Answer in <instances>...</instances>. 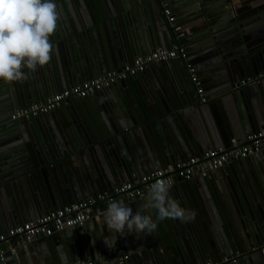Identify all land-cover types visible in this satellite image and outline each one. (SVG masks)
<instances>
[{
	"label": "water",
	"instance_id": "1",
	"mask_svg": "<svg viewBox=\"0 0 264 264\" xmlns=\"http://www.w3.org/2000/svg\"><path fill=\"white\" fill-rule=\"evenodd\" d=\"M168 1L174 22L168 21L158 0H134L130 7L123 0H56L65 16L50 37L49 63L23 83L0 82V234L138 176L176 170L209 149L248 144L250 136L264 129V0ZM130 18L134 26L150 28L149 40L132 38ZM121 36H130L124 48ZM173 45L182 48L179 57L149 65L161 64L158 84L148 81L146 69L137 78L94 93L99 111L93 120L103 119L100 131L92 124V111L84 130L77 118L60 119L64 128L57 122L60 108L70 102L89 112L91 95L49 113L11 119L20 108L68 86L121 71L133 58ZM246 50L252 56L233 58L235 51ZM189 63L206 83L205 101L191 80ZM222 72L226 83L216 90L218 95L208 96ZM244 160L199 180H179L170 194L194 210V219H165L151 235L129 234L127 229L114 234L103 212L95 210L86 225L31 241L12 237L0 242V248L7 255L15 254L12 249L18 251L19 244L34 246L45 262L54 264L98 261L101 256L118 264L127 253L123 264H205L204 258L215 262L238 253L236 264H264V255L251 251L264 244V151ZM146 198L129 204L133 212ZM199 224L207 225L210 240Z\"/></svg>",
	"mask_w": 264,
	"mask_h": 264
},
{
	"label": "built area",
	"instance_id": "2",
	"mask_svg": "<svg viewBox=\"0 0 264 264\" xmlns=\"http://www.w3.org/2000/svg\"><path fill=\"white\" fill-rule=\"evenodd\" d=\"M163 8V13L169 22L175 21V16L168 0H158ZM182 48L175 45L172 49L159 48L155 51L138 57L133 63L127 65L121 71L110 70L102 76L86 80L83 83L63 89L43 100L36 101L27 107L20 108L12 114L13 120H21L30 118L40 114L49 113L71 99L85 98L89 95L106 88L111 87L115 83L143 73L152 63H161L172 58L179 57ZM191 73V80L196 85L197 93L201 96L202 101L204 88L200 78L195 73V67L189 63L187 65ZM249 143L244 145L235 144L234 147L214 148L207 150L202 156L190 157L187 161L178 165L177 169L162 168L137 177L132 181L124 182L115 186L111 191L104 194H98L67 205L65 207L54 209L53 211L41 215L36 219L29 220L15 226L10 227L7 231L0 234V242L9 240L12 237L31 241L37 235H52L65 228L82 226L90 218L93 211L98 213L104 212L109 203L133 201L141 199L148 195L151 184L157 179H170L171 186L175 185L179 180H191L196 176L207 175L229 163L240 161L249 155L261 153L264 151V129L249 137ZM252 252H258L264 255V244L255 247ZM241 253L229 258H222L218 261L209 260L205 264H236L240 259ZM6 259V252L0 248V261ZM129 259L126 254L118 260V264H123ZM49 264V263H43ZM77 264H108L106 261L99 262L93 259L83 260Z\"/></svg>",
	"mask_w": 264,
	"mask_h": 264
},
{
	"label": "clouds",
	"instance_id": "3",
	"mask_svg": "<svg viewBox=\"0 0 264 264\" xmlns=\"http://www.w3.org/2000/svg\"><path fill=\"white\" fill-rule=\"evenodd\" d=\"M58 19L56 0H0V82L23 83L49 63L53 54L50 37ZM170 188V179L155 180L145 203L135 212L123 203H109L103 212L107 228L114 234L127 229L129 234L143 231L151 235L165 219L182 223L194 219V210L181 206Z\"/></svg>",
	"mask_w": 264,
	"mask_h": 264
},
{
	"label": "crops",
	"instance_id": "4",
	"mask_svg": "<svg viewBox=\"0 0 264 264\" xmlns=\"http://www.w3.org/2000/svg\"><path fill=\"white\" fill-rule=\"evenodd\" d=\"M124 1V4L125 5H128L129 7H130V5H132L131 3H133L134 2V0H123ZM154 2H155V0H153ZM180 0H176V2H179ZM240 3V2H239ZM56 5H57V11H58V13H59V19L61 20L64 16H65V14H61V13H63L62 12V9H60V7H58V3L56 2ZM188 9V8H187ZM173 13H174V11H173ZM62 16V17H61ZM58 19V20H59ZM175 20H176V17H175ZM68 21V20H67ZM131 21H132V18H130V25H129V28H130V30L129 31H131V33H133V39H140V40H144V38L146 37L147 38V40H149V32H148V30L150 29L148 26L147 27H145V26H140V25H137V26H134V24L132 23L131 24ZM69 25H70V23L69 22H67ZM194 27H196V26H194ZM63 28H65V25H64V23H63ZM154 27H152L151 28V30L153 29ZM154 29H156V28H154ZM65 30V29H64ZM150 31V30H149ZM129 35V34H128ZM136 37H135V36ZM125 39H127V40H129L130 39V36H127ZM125 39L124 38H122V36H121V38H120V44H121V46H122V48H124V44H125ZM150 43V42H149ZM175 45H173V47H174ZM160 48H162V47H160ZM157 49H159V48H157ZM244 55H246L247 57H250V56H252V54H249L248 53V50H246V51H235L234 52V54H233V58L235 59V60H238V59H241ZM254 55V54H253ZM144 56V55H143ZM138 58V57H137ZM137 58H133V60H132V62L131 63H133ZM59 60H60V63L62 62V60H63V56H62V54H59V58H58ZM57 61V59H55V62ZM131 63H126V65H129V64H131ZM220 62L218 61L217 62V64H219ZM194 66H195V68H196V65L195 64H193ZM160 66H161V64H157L154 68H147L148 70H147V72H145L144 73V76H146L147 77V79H148V81H153V82H155V83H159V80L161 79H163V73H161V71H159V68H160ZM196 70H197V68H196ZM198 71V70H197ZM140 74V73H139ZM197 74V73H196ZM138 75V74H137ZM137 75H135V76H137ZM197 76L200 78V80L202 81V83H203V87H205L206 86V83H204V80H202V77L199 75V74H197ZM134 77V76H133ZM225 76H224V74H223V72L222 73H220V76L217 78V80H215L214 82H215V84L214 85H211V87L209 88V91H210V93H209V91L207 90V91H205V92H207V94H208V96H213V95H218V93H217V91H218V88L219 87H222L225 83H226V81H225V78H224ZM134 78H137V77H134ZM68 87H70V86H68ZM113 88H114V86H113ZM206 88V87H205ZM111 90H113V91H111V95H109L110 96V98H114V94H115V90L114 89H111ZM205 90V89H204ZM217 90V91H216ZM106 96V97H105ZM102 98H107V94H105L104 95V97H102ZM215 99V98H214ZM88 100V103L90 104L89 105V112H88V110L85 108V107H82V108H80V106H79V102H77V103H72V104H70V103H68V104H64V106L62 107V108H60V111H59V113H58V115H56V117L57 118H59V119H57V122H60L59 123V125L62 127V128H64L65 126L63 125V122L61 121V120H63L64 121V119L65 118H67L68 116L71 118V119H73L72 121L73 122H75L74 121V118H77V120H78V122H77V124H78V126H80V128L81 129H83L84 130V127H82L83 125L85 126L87 123H86V120L87 119H91V111H92V124H93V126L94 127H96L97 128V130L98 131H100V128H101V126H100V124H101V122H102V120H100V117H99V120H97V121H95V120H93V113H94V111H99V109H98V107H99V103H98V100H97V98L95 97V94L93 93V94H91V99L89 100V99H87ZM86 106H88L87 104H85ZM85 105H83V106H85ZM78 115V116H77ZM101 115V114H100ZM55 116V115H54ZM61 119V120H60ZM195 124V123H194ZM73 126H75V128H77L76 127V125L75 124H73ZM68 129V128H67ZM70 131V130H69ZM81 130H79V132H80ZM137 131V130H136ZM137 133L139 134V131H137ZM140 136H142L141 135V133H140ZM236 142L234 141L233 142V144H235ZM83 151H86L85 150V148H81ZM81 156V155H80ZM241 160H244V159H241ZM245 161H246V159L243 161L244 163H245ZM79 162H83V158H80V161ZM237 162L238 161H236V162H233V164H237ZM81 165L82 166H84V164L83 163H81ZM138 177H140V176H138ZM204 176H196V177H194L193 178V181L194 180H199V179H202ZM172 187V186H171ZM147 196V195H146ZM145 197V196H144ZM143 197V198H144ZM143 198H141L140 200H138V201H143ZM135 201H137V200H133V201H130L129 200V202L125 199L124 200V202H123V204H125V205H127V206H129V204H134L135 203ZM18 224H20V223H18ZM17 225V224H16ZM84 225H86V223L84 224ZM12 226H15V225H12ZM93 226V225H92ZM95 226V225H94ZM199 227L201 228V232H203V235L205 236V239L207 240V238H209V240H210V234H209V230H208V228H207V225H205V226H203L202 224H199ZM206 232H207V234H206ZM16 247L15 248H13L12 249V253H15V254H11L10 252H8L7 251V255H6V261L5 262H0V264H43V263H49V264H54V262L52 263V262H45V258H43V257H41V253H42V251H37L36 250V248L33 246V247H28V246H25L24 244L22 245V244H19V248H18V251H16ZM128 254V253H127ZM108 256H101L100 258H99V262H104V261H106L107 263H108ZM207 260L209 261V260H211V259H207V258H204L203 259V262L204 263H206L207 262ZM77 263H79V262H76V263H73V264H77ZM109 264V263H108Z\"/></svg>",
	"mask_w": 264,
	"mask_h": 264
},
{
	"label": "flooded vegetation",
	"instance_id": "5",
	"mask_svg": "<svg viewBox=\"0 0 264 264\" xmlns=\"http://www.w3.org/2000/svg\"><path fill=\"white\" fill-rule=\"evenodd\" d=\"M12 119V118H11Z\"/></svg>",
	"mask_w": 264,
	"mask_h": 264
}]
</instances>
